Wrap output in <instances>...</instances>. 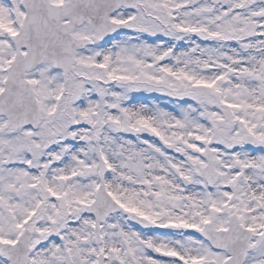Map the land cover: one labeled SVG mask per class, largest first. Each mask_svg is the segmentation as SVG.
<instances>
[{
    "label": "snow or ice",
    "instance_id": "snow-or-ice-1",
    "mask_svg": "<svg viewBox=\"0 0 264 264\" xmlns=\"http://www.w3.org/2000/svg\"><path fill=\"white\" fill-rule=\"evenodd\" d=\"M0 264H264V0H0Z\"/></svg>",
    "mask_w": 264,
    "mask_h": 264
}]
</instances>
